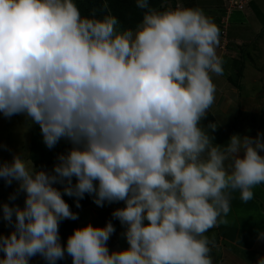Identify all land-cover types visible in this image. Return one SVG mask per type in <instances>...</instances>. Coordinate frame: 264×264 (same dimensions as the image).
<instances>
[{
    "label": "clouds",
    "instance_id": "9594fccd",
    "mask_svg": "<svg viewBox=\"0 0 264 264\" xmlns=\"http://www.w3.org/2000/svg\"><path fill=\"white\" fill-rule=\"evenodd\" d=\"M135 3L133 29L82 15L75 0H0V114L38 125L48 149L71 145L51 170L26 151L0 161V180L17 185L9 201L23 194L22 206L0 204L11 228L0 264H213L206 233L228 223L233 192L246 203L264 184L261 133L217 144L218 125L202 124L224 73L218 25L198 7ZM86 194L123 202L111 215L127 247L109 249L112 220L62 243L61 222L79 218L64 197L79 208Z\"/></svg>",
    "mask_w": 264,
    "mask_h": 264
},
{
    "label": "rangeland",
    "instance_id": "374dc122",
    "mask_svg": "<svg viewBox=\"0 0 264 264\" xmlns=\"http://www.w3.org/2000/svg\"><path fill=\"white\" fill-rule=\"evenodd\" d=\"M198 1L203 7H213V0ZM222 1L223 8L219 11H217L214 7L213 11L204 12L207 16L212 18L215 23H219L218 27L220 29V36L224 40L220 47L223 50L226 28H228L230 22H232L230 21L231 13L244 11L247 5H245L242 9H238L236 7L230 8L228 5H226L224 0ZM177 5L181 6V4ZM169 6L176 7V5L174 6L170 3ZM258 17L261 18V15H258ZM261 21L264 22V19L262 18ZM262 28L263 29L257 31L256 34L255 32L247 31L248 34L246 33L244 35L245 41H248L245 46H241V52L246 57L247 53L248 55H251L249 56L250 59H246V62H232L233 66L232 64L227 65L228 62L227 64L224 63V65L228 66L227 68H229V70L232 72L230 76L232 80L238 83L237 88H240L238 93L241 96L240 101L241 105L243 106L241 111L244 110L245 112L240 111L239 116L235 118H232L222 112V114L219 116V121L223 123L222 130H220L221 132H219L218 129H216L215 132H211L209 129L210 133L215 138L214 143L227 144L230 135L233 133H240L242 135L247 134L255 137L259 132L262 134V136H264V26ZM252 48H255V50H252ZM225 71L226 69H224V72ZM238 71H240V76L237 75ZM221 78V75L220 77L216 75H213L212 77L214 81L216 80V86L219 87V89H221L219 85V81L220 84L222 83ZM225 113L227 112L225 111ZM225 128H228L229 132H226L224 130ZM33 139L39 141L47 149V158H51V156L57 155L59 153H64L67 146L71 147L69 142L61 140L54 148L48 149L43 143V138L38 125L29 124L22 115L13 116L11 119H7L4 118L2 114H0V146H2L0 147V161H10L13 153H18L21 151H26L32 158L36 152ZM49 168L52 167H48L47 170H50ZM16 187L17 185L15 182H13L11 186H8L4 182L0 181V204L7 202L16 203L21 206L23 205V194H21L14 202L9 201L8 199L9 195L15 190ZM58 187L60 186L58 185ZM253 191L254 194L259 197H255L254 200L256 203H258L260 214L258 216L256 215V218L251 216V220H253L251 225L255 226L256 228L262 227L259 228L256 233L257 235L255 234L256 237L253 239L250 237V235L248 236V234L245 233L244 230H248L246 228L248 225L245 226V224H247L245 219L250 221L249 213L238 216L236 221L239 204H244L245 202L240 199L239 191L233 192L232 194L235 195L234 199H236V202L233 203L234 208L230 210L227 216V220L230 223L228 225L219 223L216 227L210 229L206 233L209 239L214 242V246L211 250L213 264H256L257 258L264 256V239H258V232H264V184L256 186ZM87 196L91 200L89 205H86V199H84L87 198ZM64 198L72 210L78 213V227L89 222L94 225L96 211L100 208L115 209L117 207L124 206L123 202H119L112 204L105 203L103 207H98L93 202L92 197L86 194L85 197L80 200L81 207L77 208L75 198L68 196H65ZM233 222H237L238 225H233ZM229 226H233L232 230L235 232L234 234L230 233L227 235L229 230H231L229 229ZM123 230V226L121 225L120 234H122ZM10 231V226L0 219V233L8 234ZM120 236L122 238V242L116 243L112 247L108 245L110 250L127 247V241L122 235ZM227 236L231 237L229 238ZM231 239L234 241H231ZM237 239L243 240V242L240 244L236 243ZM71 261L72 258L65 255V258L63 260L57 261L56 264H71ZM30 264H47V262L41 257L36 256L32 258Z\"/></svg>",
    "mask_w": 264,
    "mask_h": 264
},
{
    "label": "crops",
    "instance_id": "0c3cea01",
    "mask_svg": "<svg viewBox=\"0 0 264 264\" xmlns=\"http://www.w3.org/2000/svg\"><path fill=\"white\" fill-rule=\"evenodd\" d=\"M190 1L191 3H194L193 7H199L203 9V11H213L214 7L216 8L217 11H219L220 9H222V2H223L222 0H213L212 1L213 7L210 6L209 8H206V7L201 6L198 0H190ZM178 4H181L182 7H185L181 2H178ZM263 4H264V0H250L248 2V5L244 9V11L231 13L230 21L232 22H230L228 28H226V34L224 38L225 43H224L223 50L221 49L220 46L224 40L220 36V45L217 48V53L222 58L223 68L226 69V71L223 73V75H221L222 76L221 84L219 81V85L221 89H219V87L216 86V82H215L216 80L215 81L213 80L216 86L215 101L208 111L207 118L204 121H202V124H204L205 126L208 124V122L216 123L218 125L217 129L219 132H221L220 130H222V126H223V123L219 121V116L222 114V112H224V114H227L232 118H235L239 116L241 108L243 107L240 101L241 96L238 93L240 91V88L238 89L233 83H231L229 78L232 72L229 70V68H227L228 66L224 65V63L227 64L228 62L227 65H230L232 64V62H246V59H250L249 56L251 55H248V53H247V57L242 54L241 46L242 45L245 46L247 44L248 40L245 41V37H244L246 33L248 34V32H255L256 34L257 31L263 29L262 27L264 26V22L261 21L262 18L264 19V5ZM176 6H179V5H176ZM258 15H261V18L258 17ZM216 24L219 26L218 22H216ZM252 50H255V48H252ZM225 111L227 113H225ZM224 130L226 132H229L228 128H225ZM234 197L235 195L232 194L231 209L234 208L233 203L236 202V199H234ZM255 197H258V196L254 194V198ZM254 198L244 204H239V207L237 209L238 210L237 216H236V221H237L238 216H242L243 214L249 213L250 221L243 217L247 222L245 226L248 225V227H246L248 230H244V231L246 234H248V236L250 235L252 239L256 237L257 231L259 230V228L262 227L261 226V227L256 228L255 226L251 225L253 221L251 220L252 219L251 216L255 217L256 215L258 216L260 214V210H259L260 208L258 207V203L255 202ZM229 223L230 222H228L225 225H228ZM232 224L238 225L237 222L236 223L233 222ZM229 227L228 228L231 230H229L227 235H229L230 233L234 234L235 232L232 230L233 226H229ZM227 237L230 238L231 236H227ZM231 241H234V240L231 239ZM242 242L243 240H240V239L236 240V243L240 244Z\"/></svg>",
    "mask_w": 264,
    "mask_h": 264
},
{
    "label": "trees",
    "instance_id": "16d2710c",
    "mask_svg": "<svg viewBox=\"0 0 264 264\" xmlns=\"http://www.w3.org/2000/svg\"><path fill=\"white\" fill-rule=\"evenodd\" d=\"M75 2L77 3L82 15L91 16L93 13H95L97 17H103L107 14L117 16L120 20V27L122 28L131 27L135 29L136 25L141 21L144 11L136 7L135 0H75ZM178 2H181L185 7H193L194 4L191 3L190 0H150V6L157 9H163L168 7L169 3L175 6L178 4ZM237 75L240 76V71L237 72ZM229 79L231 83L238 87V83L236 81H233L231 77ZM33 142L36 148V152L34 153L35 155L32 157L35 166L37 168H45L46 170L48 167H52L57 160L58 154L51 156V158H47V149L39 141L33 139ZM69 148L70 147L67 146L66 151ZM49 169L51 170V168ZM0 181L3 182L2 180ZM84 199H86V205L91 203V200L88 196ZM113 210L114 209L110 208H100L96 211L94 218V225L98 226H103L108 220H112L116 231L108 241V245L110 247L114 246L116 243L122 242V238L120 236L121 224L117 219L112 217L111 214ZM77 227V220H64L61 222L60 236L63 244L66 245L68 236Z\"/></svg>",
    "mask_w": 264,
    "mask_h": 264
},
{
    "label": "built area",
    "instance_id": "2783aa9c",
    "mask_svg": "<svg viewBox=\"0 0 264 264\" xmlns=\"http://www.w3.org/2000/svg\"><path fill=\"white\" fill-rule=\"evenodd\" d=\"M226 5H228V7L232 8V7H236L238 9H242L245 5H248V2L250 0H224Z\"/></svg>",
    "mask_w": 264,
    "mask_h": 264
}]
</instances>
